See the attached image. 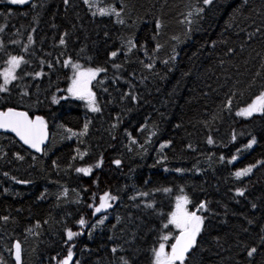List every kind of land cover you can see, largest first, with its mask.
<instances>
[{
    "label": "trees",
    "instance_id": "obj_1",
    "mask_svg": "<svg viewBox=\"0 0 264 264\" xmlns=\"http://www.w3.org/2000/svg\"><path fill=\"white\" fill-rule=\"evenodd\" d=\"M0 29V84L11 56L26 61L0 109L50 132L41 154L0 134V264H17L16 243L20 264H60L70 247L71 264H152L180 197L207 209L184 264H264V115L236 114L264 91V0H0ZM76 63L104 69L93 114L68 93ZM104 193L115 203L94 216Z\"/></svg>",
    "mask_w": 264,
    "mask_h": 264
},
{
    "label": "snow or ice",
    "instance_id": "obj_2",
    "mask_svg": "<svg viewBox=\"0 0 264 264\" xmlns=\"http://www.w3.org/2000/svg\"><path fill=\"white\" fill-rule=\"evenodd\" d=\"M10 4L13 5H23L25 3H28L29 0H8ZM65 4L68 3V0H64ZM86 4L90 3V0H84ZM204 4L208 5L213 2V0H203ZM245 3L248 2V0H244ZM199 11H203L200 9ZM96 12H93V15H96ZM100 15H115L116 17L120 16V12L116 11L115 8L111 9H104L101 8L99 10ZM119 23H123V20H118ZM3 29H0L2 31ZM31 36L29 37V41L31 42ZM61 44L64 43V40L61 39ZM129 44L132 47H135V44L132 41H129ZM131 49H129L130 51ZM112 57H115L117 55L116 52H113ZM21 63H26V61L23 60V57H17V56H11V58L8 60L9 68L5 70L4 73H2L4 77L3 84H0V92H7L8 88L7 85L10 83L11 79H16L15 75H13V72L15 68H18ZM66 63H71L66 62ZM73 68L77 69L75 77L72 80V86L68 88V92L72 95L76 96L77 98L84 99L88 98L89 100V108L93 112L100 111L99 107L96 105L94 94L90 91L88 85L90 84L91 80L94 79L101 71H104V69H91L88 68L84 71H79L80 65L75 64L72 65ZM116 67H119V65H116ZM39 75V74H38ZM259 75V73H257ZM53 102H58L55 97H53ZM228 107L231 106V100L227 101ZM254 113H259L261 115H264V91H262L258 96L255 97L252 103L248 105V107L242 109L241 111H238L236 114L238 116H244V117H250ZM46 124L43 118L36 117L34 120L30 119L28 114L26 112H18L14 109L9 108L6 112L0 111V130L6 131V132H12L15 133L16 136H18L24 144L28 145L29 147L35 149L37 152L41 151V145L45 142L47 139V132H46ZM87 132V124L84 126V132L80 133V135H83ZM155 133H153L154 135ZM235 138V137H234ZM135 143V141H133ZM208 143H213L212 139L209 138ZM256 141L253 139L248 145V148H251L253 144H255ZM166 145H162V147H165ZM77 154L82 159L83 156L86 153H80L79 149H77ZM18 159H22V157L17 156ZM75 158V157H74ZM223 159V157H221ZM235 159V157L233 158ZM102 161L97 163L95 167H100ZM117 166H119L120 161L117 160L114 162ZM77 172H81L84 175H89L92 171V168H77ZM252 171V168H246L243 171H237L235 173V176L237 178H240L242 176L248 175ZM17 183H23L22 181H16ZM165 191H170L169 189H165ZM244 193L242 191L238 192L237 195H243ZM116 197L110 196L109 193H105L103 196L100 197V204L98 207L95 208V212H100L102 209H105L107 207H110L111 205L108 203L109 200H114ZM189 203L187 197H180L177 199V211L172 213L171 218L168 221V224L174 225L179 230V236L176 237V241L174 244L171 245V252L165 253L164 244H161L159 246L158 250H153L155 254V264H184V261L186 259V254L196 245L197 242V236L200 234L202 226L204 224V218L200 215H197V212L200 210H207L205 204L201 203L199 205V208L197 211L189 212L186 210L183 205H186ZM151 206V205H149ZM0 219L7 220L8 217H2ZM103 220H100L99 223H103ZM79 225L81 227L85 226L86 221L81 218L78 221ZM168 224H165L164 227L167 228ZM81 233L73 232L71 229L67 230V239L69 241L73 240L75 237L79 236ZM169 237L164 236L163 239L167 240ZM74 246V245H73ZM15 248V259L17 264H20L21 260V245L19 243H16L14 245ZM116 249H113V252H115ZM257 249L255 247L251 248L250 251H248L247 255L249 257H252L254 253H256ZM73 256L71 247L68 250L67 258L64 259L61 264H69V261H71Z\"/></svg>",
    "mask_w": 264,
    "mask_h": 264
},
{
    "label": "rangeland",
    "instance_id": "obj_3",
    "mask_svg": "<svg viewBox=\"0 0 264 264\" xmlns=\"http://www.w3.org/2000/svg\"><path fill=\"white\" fill-rule=\"evenodd\" d=\"M7 2H8V0H6ZM30 1V0H29ZM9 3V2H8ZM19 5V4H18ZM95 7H97V6H95ZM76 64H78V63H76ZM73 65H75V64H73ZM78 65H80V64H78ZM10 67V66H9ZM8 67V68H9ZM7 68V69H8ZM71 69H72V79H71V83H70V86L69 87H71L72 86V80H73V78L75 77V74H76V71H77V69H75V68H73L72 66H71ZM86 69H88V68H84V67H82L81 65H80V69H79V71H84V70H86ZM98 76V75H97ZM97 76L95 77V78H97ZM95 78L94 79H92L91 80V82H90V84L88 85V87H89V89H90V91L93 93V91H92V88H91V85H92V82L95 80ZM69 93V92H68ZM69 95H70V97H72V98H74V99H78V100H81V101H83L84 103H85V105H86V110L89 112V113H95V112H93V111H91L90 110V108H89V100H88V98L86 97V98H84V99H80V98H77L76 96H74V95H72L71 93H69ZM95 97V96H94ZM95 102H96V100H95ZM252 103V102H251ZM97 105V104H96ZM249 105V104H248ZM248 105L247 106H245V107H242L241 109H239L238 111H241L242 109H244V108H246V107H248ZM237 111V112H238ZM255 114H259V113H254L253 115H255ZM252 115V116H253ZM238 117H240V118H248V117H244V116H238ZM254 145V144H253ZM253 145H252V147H253ZM251 147V148H252ZM247 149H250V148H248V147H246ZM235 157V159H233ZM232 159H231V163L233 164V163H236L237 162V160L239 159V155L237 154V155H235ZM249 167H251L252 168V171H253V169L255 168V166H249ZM249 167H247V168H249ZM246 169V168H245ZM244 169H242V170H237V171H243ZM236 171V172H237ZM251 171V172H252ZM235 172V173H236ZM250 172V173H251ZM249 173V174H250ZM248 174V175H249ZM247 176V175H246ZM105 194V193H104ZM104 194H101L100 196H99V201H98V205L96 206V207H98L99 206V204H100V197L101 196H103ZM111 196V195H110ZM108 203L111 205L110 207H107V208H105V209H102L100 212H95V209H94V216H96V215H98V214H101V213H104V212H106L108 209H110L112 206H113V204L115 203V199L114 200H109L108 201ZM95 207V208H96ZM183 207H185L186 208V210H187V204L186 205H183ZM177 211V207H176V210H175V212ZM188 211V210H187ZM175 227V226H174ZM175 231L177 232V233H179V230L175 227ZM165 246V245H164ZM159 249V248H158ZM157 249V250H158ZM164 251H165V253H168L167 252V250H166V248L164 249ZM73 253V252H72ZM170 253V252H169ZM73 257L74 256H72V259H71V261H69V264H71L72 263V261H73ZM67 258V257H66ZM65 258V259H66ZM63 261V260H62ZM61 261V262H62ZM61 264V263H60ZM152 264H155V254H154V257H153V262H152ZM177 264H179V263H177Z\"/></svg>",
    "mask_w": 264,
    "mask_h": 264
},
{
    "label": "water",
    "instance_id": "obj_4",
    "mask_svg": "<svg viewBox=\"0 0 264 264\" xmlns=\"http://www.w3.org/2000/svg\"><path fill=\"white\" fill-rule=\"evenodd\" d=\"M11 109H14L15 111H18V112H26V111H24V110H20V109H15V108H11ZM7 110H8V109H6V110H1V109H0V111H5V112H6ZM26 113L28 114L29 118H30V119H33V120H34L36 117H41V118H43L42 116H31L28 112H26ZM43 120L45 121L44 118H43ZM45 124H46V126H47V123H46V122H45ZM46 132H47V139H46L45 142L41 145V151H40V152H37L35 149H33V148L29 147L28 145L24 144V142H23L18 136H16L15 133H12V132H6V131H3V130H0V134L9 135V136L15 138V140H16L21 146H23L25 149H27L28 151H30V152H32V153H34V154H41V153L44 151V149L48 146V144H49V142H50V132H49V130H48V126L46 127ZM177 236H179V233L177 234ZM177 236H176V237H177ZM175 241H176V238H175L173 244L175 243ZM191 250H192V249H191ZM191 250L186 254V257H187L188 254L191 252ZM170 252H171V249H170ZM177 263H179V262H177Z\"/></svg>",
    "mask_w": 264,
    "mask_h": 264
}]
</instances>
